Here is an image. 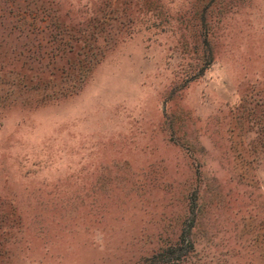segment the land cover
Wrapping results in <instances>:
<instances>
[{
    "label": "rangeland",
    "instance_id": "1",
    "mask_svg": "<svg viewBox=\"0 0 264 264\" xmlns=\"http://www.w3.org/2000/svg\"><path fill=\"white\" fill-rule=\"evenodd\" d=\"M0 264H264V0H0Z\"/></svg>",
    "mask_w": 264,
    "mask_h": 264
}]
</instances>
